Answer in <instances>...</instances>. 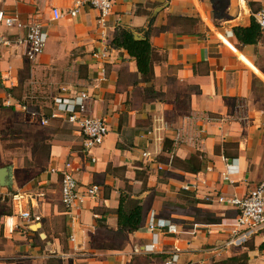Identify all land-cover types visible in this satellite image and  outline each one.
<instances>
[{
	"label": "crops",
	"instance_id": "obj_1",
	"mask_svg": "<svg viewBox=\"0 0 264 264\" xmlns=\"http://www.w3.org/2000/svg\"><path fill=\"white\" fill-rule=\"evenodd\" d=\"M73 2L0 0V9L42 22L48 33L34 61L22 45L0 46V167L12 168L11 183L0 185V264H161L172 253L182 264H224L238 262L240 252L241 264H264L258 250L264 229L242 246L225 247L238 211L217 201L218 195L243 196L264 180V30L256 21L264 0H118L105 26L85 2L76 16L52 19L53 7L66 12ZM253 23L239 41L233 27ZM117 26L137 39L149 31L157 101H146L143 89L151 83L139 82L135 60L109 46ZM0 29L9 37L23 32ZM43 71L67 79L54 97L87 91V113L108 126L101 145L87 153L75 126L61 117L42 125L43 114L20 100L26 77ZM10 112L23 114L10 121L16 133L23 124L41 132L31 135L26 159L7 153ZM65 161L81 190L100 186L85 198L75 223L60 200V175L50 170ZM229 164L236 167L231 181L222 176ZM124 187L146 210L134 232L117 226ZM14 194L25 196L30 217L18 218L9 234L5 220L16 211ZM151 213L175 232H152Z\"/></svg>",
	"mask_w": 264,
	"mask_h": 264
},
{
	"label": "built area",
	"instance_id": "obj_2",
	"mask_svg": "<svg viewBox=\"0 0 264 264\" xmlns=\"http://www.w3.org/2000/svg\"><path fill=\"white\" fill-rule=\"evenodd\" d=\"M117 1L74 0L72 7L66 12L53 7L51 9V16L54 20L60 19L65 15L76 16L81 6L86 2L90 7L97 10L98 22L101 26H105L106 19ZM256 21L261 29L264 30V8L257 11ZM0 25L6 29L14 28L23 31L17 33L15 37H9L4 30L0 29V46L15 47L22 45L24 47V56L29 61H34L43 52L48 37L44 23L38 21L24 22L18 15L8 14L0 9ZM102 56L104 57L105 54H102ZM65 90V88H62L63 92ZM88 98L89 94L85 90H81L74 97L56 96L53 99L50 115L48 117L41 116L42 125H46L49 118L61 117L75 126L79 133L83 135V148L87 153L101 145L108 133L107 123L102 117H96L87 113L86 101ZM143 155L148 156V153L144 152ZM50 170L58 172L60 175V200L71 223H75L78 221V212L85 198L94 196L100 190V186L93 184L81 190L70 161H65L61 168H51ZM235 171L236 167L233 164L227 165L225 171L222 173L223 179L231 181L230 174ZM206 199H208V196H206ZM13 200L16 204V211L7 215L5 220V228L9 234L15 231L18 218L29 219L30 217V211L24 207L25 196L14 194ZM217 201L234 206L238 211L235 218V228L231 230L230 237L225 243L226 248L241 246L252 235L264 229V180L243 196L218 195ZM147 226L152 232L155 229H166L167 232H175L176 230L174 224L156 219L153 213L149 215ZM153 235L155 234L153 233ZM71 239H73V236H71ZM161 264L182 263L179 261L178 255L172 253Z\"/></svg>",
	"mask_w": 264,
	"mask_h": 264
},
{
	"label": "trees",
	"instance_id": "obj_3",
	"mask_svg": "<svg viewBox=\"0 0 264 264\" xmlns=\"http://www.w3.org/2000/svg\"><path fill=\"white\" fill-rule=\"evenodd\" d=\"M252 26L254 27V23L248 28L235 26L232 30L237 39L240 41L242 34H245V37L248 38L247 33L250 29L252 30ZM257 27L259 30L258 25ZM148 34L149 31L145 33V36L143 38L137 39L129 28L117 26L114 29L108 41V44L111 48L125 50L128 55L135 60L137 71L140 74L139 82L151 83L153 80L152 67L154 47L151 44ZM258 34L259 31L255 36H257ZM10 90L11 89H7V91ZM143 91L146 96V101H157L158 97L152 83L144 87ZM27 108L32 112L38 111L30 106H27ZM49 115L50 112L42 116L48 117ZM115 213L117 215V226L121 231L134 232L135 230L142 227L145 223V207L142 204L141 199L135 197V194L132 192L131 188L124 187L120 190L118 206L115 210ZM258 250L261 251L264 255V242H262L258 246ZM224 264H226V261L224 262Z\"/></svg>",
	"mask_w": 264,
	"mask_h": 264
},
{
	"label": "rangeland",
	"instance_id": "obj_4",
	"mask_svg": "<svg viewBox=\"0 0 264 264\" xmlns=\"http://www.w3.org/2000/svg\"><path fill=\"white\" fill-rule=\"evenodd\" d=\"M26 78L27 79H25L22 85L23 91L20 100L27 106L38 110L39 113L43 115L51 112L53 107V97L57 94L58 88L61 85H66L65 82L67 81V79H63V77H61L60 75H52L51 72L44 71L37 72L34 76H27ZM71 79L72 77L69 78V80ZM71 82L72 81H69L68 83ZM22 115L21 113L17 112H10L5 115V127L3 130V135H5L6 137V150L7 153H9L10 158L26 159V153L29 151L32 143L30 140L31 135H40L41 133L39 129L31 128L29 127V125L27 126V124H23V126L20 127L21 133H16V130L14 129L15 125L13 126L12 124H10V121L13 122L14 120L23 119ZM252 236L250 238H252ZM247 241L244 244H246ZM236 257L238 259V262L236 261L234 263L232 259H229L226 260V264H241V252L237 254Z\"/></svg>",
	"mask_w": 264,
	"mask_h": 264
},
{
	"label": "water",
	"instance_id": "obj_5",
	"mask_svg": "<svg viewBox=\"0 0 264 264\" xmlns=\"http://www.w3.org/2000/svg\"><path fill=\"white\" fill-rule=\"evenodd\" d=\"M12 168L10 165L0 167V185L11 183Z\"/></svg>",
	"mask_w": 264,
	"mask_h": 264
}]
</instances>
